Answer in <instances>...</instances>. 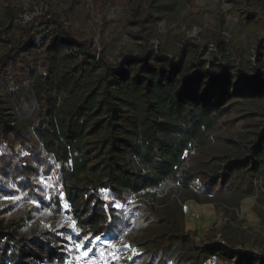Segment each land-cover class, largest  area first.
<instances>
[{
	"label": "trees",
	"instance_id": "obj_1",
	"mask_svg": "<svg viewBox=\"0 0 264 264\" xmlns=\"http://www.w3.org/2000/svg\"><path fill=\"white\" fill-rule=\"evenodd\" d=\"M24 1L0 0V88L14 69L26 75L6 91L16 114L0 94V199L38 192L19 214L14 203L0 204V264H64L74 229L60 220L62 202L81 237L128 236L132 223L115 201L140 212L145 226L126 241V252H137L126 255L130 264H204L210 256L264 264V236L224 231L222 241L195 247L175 222L183 215L177 200L173 210L158 207L169 189L235 200L264 182V41L252 53L240 36L219 30L210 39L166 34L152 44L155 15L141 17L138 0H122L134 44L114 64L94 48L93 33L72 25L78 0H68L63 20L44 14L22 22ZM235 16L244 29L264 23L247 7ZM238 104L242 114L234 116ZM36 106L32 126L15 123ZM239 120L244 130L220 132ZM195 164L215 171L206 181ZM39 173L50 179V200ZM101 190L113 200L101 199Z\"/></svg>",
	"mask_w": 264,
	"mask_h": 264
},
{
	"label": "rangeland",
	"instance_id": "obj_2",
	"mask_svg": "<svg viewBox=\"0 0 264 264\" xmlns=\"http://www.w3.org/2000/svg\"><path fill=\"white\" fill-rule=\"evenodd\" d=\"M78 1L77 9L71 14L72 25L82 34L93 33L94 48L98 51L103 49L106 56L114 64H117L121 56L134 44V41L127 35L122 22L124 14L122 0ZM68 5V0H25L21 20L27 22L44 14H57L60 20H63L62 14L68 8ZM138 5L141 17H144L147 12L153 13L156 17L149 24L148 30L152 44L161 43L166 34H169L171 38L191 36L199 39H210L213 32L219 30L233 36H240L244 47L248 50L252 49V53L255 43L258 40L264 41V23L260 27L252 26L244 29L235 16L236 7H247L257 11L264 20V0H138ZM39 71L44 72L43 68H40ZM15 76L26 79V75H23L20 68L14 69L2 82L0 94L9 101L10 111L16 114V108L6 92L8 89L13 88L14 82L16 83ZM240 109L241 105L238 104L232 114L234 116L241 115L242 111ZM38 111L39 107L36 106L26 116H17L15 123L17 125L32 126ZM245 123L246 120H239L234 123L233 127L224 125L220 132L226 135L238 133L244 130ZM193 167L201 172L206 181L215 171V167L211 165L195 164ZM39 183L46 199L50 200L49 177L39 173ZM14 185L13 182L11 186ZM169 191L170 189L163 193L158 206L159 210L163 211L162 208H167L172 199L177 200V206L182 208L183 215L181 216L179 212L178 215L174 216L178 218V220L174 218L175 222L180 229L182 228L185 233L190 235L195 247H205L209 242L222 241L224 231H229L231 234H244L251 241L259 235L264 236V182L262 179L255 180L251 194L236 197L235 200L233 196L195 198L189 190L180 192L181 196L176 193L171 194ZM37 192L36 190L33 193L31 191L28 193L20 192L16 197H3L0 199V204L6 207L10 203H14V213L19 214L29 203L35 202L33 198ZM135 200L137 199L134 197L132 201ZM113 204L114 207L120 208L121 206L118 201L113 202ZM62 207L63 214L60 220L62 224L71 227L70 217L64 213L67 210L65 202H62ZM168 208L174 209L171 205ZM128 211H130L129 208ZM132 212L136 214V217L127 231L126 241L127 239L132 240L140 231L145 229L144 225L139 224L141 213L138 211ZM115 248L117 255L115 254V259H112L110 264H130L128 260H125L126 255L137 253L133 249H129L128 252L124 249V254L121 252L123 248H119V246H115ZM255 252H257V249ZM168 264L174 263L169 262ZM204 264L227 263L217 260L215 256H210Z\"/></svg>",
	"mask_w": 264,
	"mask_h": 264
},
{
	"label": "built area",
	"instance_id": "obj_3",
	"mask_svg": "<svg viewBox=\"0 0 264 264\" xmlns=\"http://www.w3.org/2000/svg\"><path fill=\"white\" fill-rule=\"evenodd\" d=\"M100 198L105 201L113 200L108 190H101ZM119 209L124 210L126 214H128L131 223L134 222L136 214L128 211L127 205H121ZM71 228L74 230L68 236L70 253L64 264H110L111 260L115 259L113 257H115L116 254V248L112 247V245L119 246V248L123 249L128 247L125 236H121L116 240H112L106 235H98L91 238L95 239L99 237L101 238V241H105L106 238L108 242H101L91 246L93 250L88 252L87 255H84L82 251L75 248V243L83 237H81L79 232L76 230L74 222H71Z\"/></svg>",
	"mask_w": 264,
	"mask_h": 264
},
{
	"label": "snow or ice",
	"instance_id": "obj_4",
	"mask_svg": "<svg viewBox=\"0 0 264 264\" xmlns=\"http://www.w3.org/2000/svg\"><path fill=\"white\" fill-rule=\"evenodd\" d=\"M101 242H108V241L106 240V238H105V241H101V238H99V237L94 239V238L85 236V237L81 238L78 242L75 243V248L77 250L82 251L84 253V255H87L88 252L93 250V248L91 246L98 244V243H101ZM112 247H115V246L112 245ZM113 258H115V257H113Z\"/></svg>",
	"mask_w": 264,
	"mask_h": 264
},
{
	"label": "crops",
	"instance_id": "obj_5",
	"mask_svg": "<svg viewBox=\"0 0 264 264\" xmlns=\"http://www.w3.org/2000/svg\"><path fill=\"white\" fill-rule=\"evenodd\" d=\"M124 251H125V250H121V252H123V253H124ZM124 254H125V253H124Z\"/></svg>",
	"mask_w": 264,
	"mask_h": 264
}]
</instances>
